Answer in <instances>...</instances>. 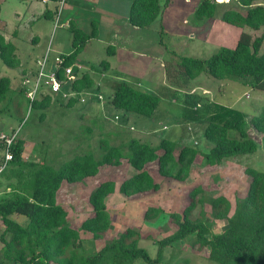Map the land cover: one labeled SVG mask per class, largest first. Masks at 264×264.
<instances>
[{"label":"trees","instance_id":"16d2710c","mask_svg":"<svg viewBox=\"0 0 264 264\" xmlns=\"http://www.w3.org/2000/svg\"><path fill=\"white\" fill-rule=\"evenodd\" d=\"M59 1V0H51ZM169 0H134L131 4L128 22L131 26L144 28L149 26L161 13ZM245 8L244 13L228 7L221 11V21L238 27V34L233 47H219L206 59L180 57V74L185 78L184 84L200 74L216 80H233L246 83L259 91H264V32L259 36L251 35L242 29L259 30L264 26V0H235ZM214 0H200L194 16L199 20L213 18L216 12ZM72 33L71 52L62 57L57 69V78H62L63 67L75 64V59L84 47L85 42L95 36L94 26L89 34L70 25ZM0 60L9 68L19 65L15 46L5 40L0 33ZM172 63H165V70L173 68ZM68 86L74 93L87 92L94 81L86 74L76 75ZM178 80V76H173ZM178 82V81H177ZM10 87L8 77H0V104L5 101ZM26 94L22 89L20 94ZM189 97V96H188ZM185 97V103L195 106L194 97ZM27 104L46 108L50 97L45 96ZM77 98L66 101L69 107ZM160 97L138 89L128 83L119 84L108 97L107 102L114 109L125 114L151 117L157 108ZM208 113L203 120L201 135L206 149L199 150L196 145H178L174 141L161 138L156 145L130 138L124 145L108 146L103 142L99 158L90 155L77 156L66 164L54 169L44 162L24 161L22 159L23 141L15 137L11 146V161L1 173L0 178L7 180L8 192L0 194V264H134L142 261L146 264H166L174 258L173 250L185 240L192 238L191 247L195 251H206V259L213 264H264V172L247 169L249 184L244 197L236 199L233 212L223 196L206 198L200 196V189L190 192L189 204L180 212L169 215L175 230L156 241V258L152 259L145 248L140 247L143 238L137 231L127 229L118 237L105 241L98 250L92 245L84 247L79 230L88 234L92 242L103 238L110 226L109 214L105 199L115 191L112 181L99 183L88 195L87 202L91 207L90 215L85 218L79 229H73L66 220V211L56 203V193L63 182L72 184L95 176L101 166H118L121 160L136 171L134 175L123 180L118 192L125 197L133 196L159 188L150 173L144 170L145 165L154 162L161 177L183 181L187 178L190 166L195 157L200 156L203 165L219 164L222 159L253 154L260 147L248 131V125L261 135V146L264 150V106L261 112L245 120L240 111L219 104H209ZM206 118V119H205ZM198 122V123H199ZM231 132L236 136L231 137ZM194 144H197L195 142ZM210 204V217L225 221V228L212 233L211 221L205 220L202 204ZM199 203L198 216L191 218V211ZM162 210L149 208L145 219H155ZM24 219L18 223L11 216ZM149 235L144 238L149 239ZM173 248V249H172ZM170 250L166 261L165 251ZM137 263V262H136Z\"/></svg>","mask_w":264,"mask_h":264},{"label":"rangeland","instance_id":"374dc122","mask_svg":"<svg viewBox=\"0 0 264 264\" xmlns=\"http://www.w3.org/2000/svg\"><path fill=\"white\" fill-rule=\"evenodd\" d=\"M170 3L175 12L180 14L178 4ZM58 6L57 10L61 8V5ZM23 10V6L17 0L1 2L0 33L3 34L5 29V27H1V22L6 23L7 28L10 29L12 25L16 24V11L21 13ZM190 20L191 16L184 19V22L181 19L179 25L189 24ZM116 26H121V24L116 23ZM124 26L125 29L126 24ZM162 26L158 20L150 28L144 29L145 33L142 29L138 30L140 35L144 34V39L148 44L146 51L152 56L153 74H151L152 79L145 78L136 88L160 97L159 104L151 117L125 114L114 109L107 102L111 92L110 87L104 85L92 87L82 94H71V97H75L77 100L69 107L66 106V101L69 98H63L61 94L48 95L51 101L46 108L29 107L24 92L23 96L20 92L24 88L26 91L31 89L37 70L34 58L42 54L45 41L50 42V48L54 49L59 28L54 26V21L46 23L40 33L39 45L36 46L30 41V37L37 33L35 28L30 27L29 30H23L20 35L21 39L17 38L16 41L15 54L19 65L9 68L0 60V77L5 76L10 80L6 99L0 104V134L10 136L17 132L15 137L23 141L22 159L24 161H42L57 169L77 156L86 154L94 159L99 158L103 150L102 141H106L108 146H116L124 145L130 138H135L150 145H156L161 138H166L177 143V149L182 145L193 144L202 150L203 124L199 121L207 116L206 110L209 104H219L236 109L244 114L246 121L261 112L264 106V91L256 90L247 82L216 80L200 74L184 84L185 78L182 75H177L182 71V68L176 63L178 59L180 57L206 59L218 47L214 49L213 44L210 46L196 45L197 42L191 41L182 33L165 30ZM119 29L124 31L121 27ZM129 29L131 28L129 27ZM231 30L232 37L229 36L227 37L229 39L223 40L224 43H227H223L222 46L227 48L231 44L234 45L240 32L235 28ZM242 30L248 32L253 38L264 32V26L256 31L248 28ZM66 31L69 32V29L66 28ZM119 40L117 39V41ZM60 41L63 48L60 47L59 51L69 52L71 47L70 43L67 44V39L62 38ZM93 44L96 45L94 49H92ZM44 54L45 52L40 58ZM51 54L49 52L48 56ZM91 57L94 63L89 61ZM107 59L105 45L98 44L96 40H93L88 46L85 45L83 52L78 54L76 60L87 68L89 66L96 68L86 72L95 81L102 70L99 63ZM159 61L163 63L164 68H166V62L172 63L170 66L173 68L168 69V73L165 70L166 80L164 83L169 91L160 86L159 76L155 74ZM83 71L77 70V74L81 75ZM112 73L124 76L123 72L118 69H114ZM173 76H178V80H175ZM116 83H118L117 79ZM42 95H46V92L43 91ZM188 96L196 99L195 106L186 105L184 99ZM112 108L114 110H111ZM194 118H198L199 121H194ZM248 131L250 137L260 145L255 153L227 157L219 164L211 166L203 165L200 156L197 155L190 166L187 178L183 181L161 177L157 173L156 164L152 162L145 165L144 170L150 173L155 182H158V190L125 197L118 192L119 184L134 175L136 171L126 160H121L118 166H101L95 176L88 177L79 183L63 182L56 193V203L66 211L68 225L73 229H79L81 222L92 211L87 202L90 192L99 183L106 180L112 181L115 191L105 199L110 219L109 229L103 238L94 242L88 234L79 230L82 245L86 248L92 245L93 249L98 250L105 241L118 237L127 229H133L143 236L138 245L145 248L149 256L155 259L157 248L154 241L175 230L173 222L168 219L169 215L175 212L180 213L189 204V195L192 190L200 189V193L196 195L195 199L200 198L201 195L206 198L225 197L230 203L229 215H231L236 199L242 198L246 194L249 184L246 170L252 168L264 172V150L261 146V135L251 125H248ZM230 136L234 137L236 133L231 132ZM195 142L197 144H194ZM2 148L3 144L0 142V152ZM6 185L7 180L0 178V194L8 192L9 189L5 188ZM149 208H159L162 210V214L155 219H145V211ZM201 210L205 220L211 221L210 230L212 233L220 232L225 228V221L214 220L210 217L208 200L202 204ZM199 211V203H196L195 208L191 211V218L198 216ZM11 218L18 223L24 222L20 216L13 215ZM2 229L3 224L0 222V232ZM144 235H149V239L144 238ZM191 241L192 238H189L184 243L178 244L173 250L174 258L166 264H213L207 261L206 251L192 249ZM169 252L170 250L165 251L163 260L167 258ZM136 262L134 264H146L142 261Z\"/></svg>","mask_w":264,"mask_h":264},{"label":"crops","instance_id":"0c3cea01","mask_svg":"<svg viewBox=\"0 0 264 264\" xmlns=\"http://www.w3.org/2000/svg\"><path fill=\"white\" fill-rule=\"evenodd\" d=\"M5 0H0V9L1 2ZM22 6L23 11H16V24L12 25L9 29L7 28L6 23L1 22V27H5L3 32V37L5 40L10 41L15 46V51L17 50V38L20 40V35L23 30H29L35 28L37 33L30 37L32 44L39 45V38L42 29L46 23L56 22L57 28H59V33L56 34L54 49L50 48L52 54L47 57L48 67L50 68L53 65L54 57L66 56L71 52V37L72 33L70 30V25H74L77 29L89 34L92 30V27L96 29V34L94 37L89 38L84 47L81 50L83 52L85 45L88 46L91 41L96 40V43L105 45V53L107 55V60H102L99 64L102 67L98 77L94 81L91 76L86 73L93 68L83 66L81 62H77V57L75 59V73L77 70H84L81 74L88 75L93 81L94 84L92 87L98 86H107L110 87V95L116 89V87L121 83H128L133 87H138L140 81L145 78H151L153 74V66L151 65L152 56L149 55V52L146 51L147 43L144 39V34L140 35L138 30L150 28L155 22H161L162 27L165 30H171L173 32L178 31L185 35L191 41L197 42L196 45H214L216 47H226L223 45V40L229 39L227 37H232V28L241 29L233 25L227 24L220 20L219 14L221 11L226 10L228 7L232 8L234 11L244 13L245 8L238 4L235 0H230L228 3L225 2H216V12L213 18L199 20L194 16V11L200 0H169L168 3L162 8L161 13L157 19H155L149 26L144 28H139L136 26H131L128 22L129 10L131 4L134 0H17ZM170 2H176L181 13L175 12ZM264 5V3H262ZM50 5V6H48ZM59 5V6H58ZM57 10V6L60 7ZM186 16V17H182ZM191 16L189 24H184L180 26V20L187 19ZM39 20L40 23H39ZM116 23H120L121 26H116ZM45 24V25H44ZM124 24L126 28L124 29ZM124 29L122 32L119 28ZM129 27L131 29H129ZM66 28L69 29V32L66 31ZM159 28V27H157ZM89 32V33H88ZM172 32V33H173ZM239 32V33H240ZM238 33V34H239ZM142 36V39H141ZM67 39V44L70 43V51L62 53L59 51V48L62 47L60 39ZM117 39H120L117 41ZM237 39V38H236ZM225 42L224 44H226ZM48 44L45 41L43 44V52L46 51ZM235 44V43H234ZM136 45V46H133ZM96 45H92V49ZM234 45H230L229 48ZM63 48V47H62ZM217 48V49H218ZM41 54V55H42ZM40 56H35V63L40 59ZM90 56H92L90 54ZM94 63L93 58L89 60ZM79 68H77V67ZM116 66V67H115ZM161 61L158 62V68L156 75L159 76L160 86L168 90V87H165V68L163 67ZM163 68V71H162ZM118 69L123 72V75L113 74L112 71ZM111 71V72H109ZM95 73V72H94ZM116 79L118 83H116ZM134 81V82H132ZM137 83V84H134ZM91 87V88H92ZM90 88V89H91ZM89 89V90H90ZM109 106V105H107ZM110 107V106H109ZM111 110H114L113 108ZM206 149V145L203 143L202 150ZM223 160V159H222Z\"/></svg>","mask_w":264,"mask_h":264},{"label":"built area","instance_id":"2783aa9c","mask_svg":"<svg viewBox=\"0 0 264 264\" xmlns=\"http://www.w3.org/2000/svg\"><path fill=\"white\" fill-rule=\"evenodd\" d=\"M222 1L228 2L229 0ZM54 26H56V22ZM49 51L50 44H48L44 56L36 62L37 70L32 81V87L26 91L25 94V97L29 102L36 100V98L38 100L48 95L51 96L61 94L63 98H69L72 96L71 94L74 93L67 87V85H69L75 79L73 66L63 67V78H57V69L61 64L62 59L60 57H54L53 65L49 68L47 63ZM43 91L46 92V95H42ZM16 133L14 132L10 136L0 134V142L3 144V148L0 152V175L7 168L9 162L11 161V146L15 139Z\"/></svg>","mask_w":264,"mask_h":264},{"label":"clouds","instance_id":"9594fccd","mask_svg":"<svg viewBox=\"0 0 264 264\" xmlns=\"http://www.w3.org/2000/svg\"><path fill=\"white\" fill-rule=\"evenodd\" d=\"M229 1H230V0H229ZM229 1H228V2H229ZM216 2H224V1H222V0H216ZM228 2H225V3H228ZM54 24H55V23H54ZM55 27H56V26H55ZM61 59H62V58H61ZM72 66H73V72H74L75 79H76L77 77H76V73H75V71H74L75 64L72 65ZM76 67H77V66H76ZM77 68H78V67H77ZM78 69H79V68H78ZM62 78H63V76H62ZM62 78H61V79H62ZM75 79H74V80H75ZM67 87H68V86H67ZM64 89H67V88H64ZM69 89H70V88H69ZM70 90H71V89H70ZM71 91H72V90H71ZM42 98H43V97H42ZM69 98H70V97H69ZM40 99H41V98H40ZM38 100H39V99H38Z\"/></svg>","mask_w":264,"mask_h":264}]
</instances>
